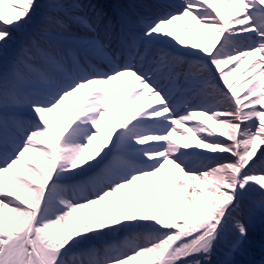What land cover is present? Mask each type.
I'll return each instance as SVG.
<instances>
[{
  "label": "snow or ice",
  "instance_id": "snow-or-ice-1",
  "mask_svg": "<svg viewBox=\"0 0 264 264\" xmlns=\"http://www.w3.org/2000/svg\"><path fill=\"white\" fill-rule=\"evenodd\" d=\"M253 196L264 212V0H0V264H234Z\"/></svg>",
  "mask_w": 264,
  "mask_h": 264
},
{
  "label": "bare ground",
  "instance_id": "bare-ground-1",
  "mask_svg": "<svg viewBox=\"0 0 264 264\" xmlns=\"http://www.w3.org/2000/svg\"><path fill=\"white\" fill-rule=\"evenodd\" d=\"M39 2L43 3L44 0H39ZM92 2H94V3L99 2L101 4V6L103 7L104 11H106L109 15H110V12H113L112 13L113 16L118 15V14L123 12V11H121V9L119 7H117V5L121 6V5H124L125 3H129L131 5L130 7L133 8L134 11H138V12L145 13V14L153 13L152 11L146 10L147 8L143 6V5H145L143 0H92ZM179 2H180V0H169V4H179ZM126 5H124L122 7L125 8ZM123 13H126V12H123ZM128 14H130V13H128ZM29 30L30 29H19V30L13 31L17 35L13 34L12 39L8 42V46H7V50H6L7 55L10 56L15 51V49L18 47L20 42L25 38V36L27 35ZM20 31H22V34L18 33ZM179 35L181 36V39L183 40V42L185 44H191L192 43L190 37L187 35L186 32H181V33H179ZM197 39L200 43L203 44V42H204L203 38L199 34L197 35ZM251 59L252 58H249L243 64H241V66L238 69V71L236 72V74L239 73L241 70L245 69L248 66V63ZM236 80L237 79L233 78V84H235ZM115 87H116L117 96L122 101L124 99L127 91H128V85H126V84L121 85V84L117 83L115 85ZM146 96H148V93L145 90V95H142L138 100H136L132 104V107L134 109H139L144 104ZM188 100H190L194 104H201L205 100H207L208 106H212L216 102L215 100H212L206 96L200 97V98L189 97ZM148 103L150 105H154L155 104V98L151 97L148 100ZM201 119H205V118L202 117ZM209 123H211V121H209ZM219 131L220 130L217 129V132H219ZM174 139L177 140V142L180 144L184 143V141L180 139L179 135L174 136ZM190 159H195V157H190ZM255 198L256 197L253 196L251 199H255ZM240 218L242 219V217H240ZM248 229H249L248 236L242 245L243 249L246 252L252 251L255 248L257 242H259V237H260V232H261L260 227L250 226ZM228 234H229V237L235 239L234 234L231 231H228ZM258 259L256 260L255 264H264V257L263 256H261V258H258Z\"/></svg>",
  "mask_w": 264,
  "mask_h": 264
},
{
  "label": "rangeland",
  "instance_id": "rangeland-1",
  "mask_svg": "<svg viewBox=\"0 0 264 264\" xmlns=\"http://www.w3.org/2000/svg\"><path fill=\"white\" fill-rule=\"evenodd\" d=\"M24 29H29V28H24ZM18 33L22 34V31H20ZM13 34L17 35L15 32H13ZM238 69H237V71H238ZM236 72L233 74L232 77L229 78L230 82H232V83H233V78H235ZM242 72L240 71L239 73H237V75L240 76V74ZM251 198L252 197L245 199V201H244V212H243V215H241V217H242V220H244V222L248 225V228L250 226L261 228L259 242H257L255 248L252 251H248V252H246L243 249V247L241 246L240 251L237 252L233 257L234 264H255V262L258 258H261V256L264 257V248H263L264 247V212H260L259 210H255L251 214L249 213L248 209L251 206L250 205V199ZM233 240H234L233 238L229 237L228 232L225 233V235L221 241L219 251H218L217 255L213 257L214 261L220 258V254L223 251L227 250L228 246L232 243Z\"/></svg>",
  "mask_w": 264,
  "mask_h": 264
}]
</instances>
